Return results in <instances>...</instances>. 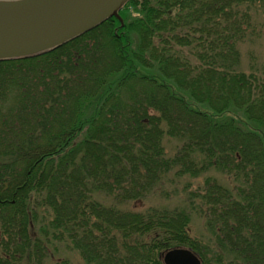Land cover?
<instances>
[{"label":"trees","instance_id":"trees-1","mask_svg":"<svg viewBox=\"0 0 264 264\" xmlns=\"http://www.w3.org/2000/svg\"><path fill=\"white\" fill-rule=\"evenodd\" d=\"M259 3L129 0L122 20L0 60V264H43L51 239L89 264H164L174 247L264 264V75L239 49ZM213 170L189 193L212 245L185 209L143 208L170 174Z\"/></svg>","mask_w":264,"mask_h":264},{"label":"water","instance_id":"water-1","mask_svg":"<svg viewBox=\"0 0 264 264\" xmlns=\"http://www.w3.org/2000/svg\"><path fill=\"white\" fill-rule=\"evenodd\" d=\"M129 0H0V60L55 49L95 28ZM165 264H202L191 249L163 255Z\"/></svg>","mask_w":264,"mask_h":264},{"label":"rangeland","instance_id":"rangeland-1","mask_svg":"<svg viewBox=\"0 0 264 264\" xmlns=\"http://www.w3.org/2000/svg\"><path fill=\"white\" fill-rule=\"evenodd\" d=\"M257 6L253 11L255 16L254 22L260 34L252 39L248 38L240 44V68L248 73L264 75V5L259 3ZM164 145L168 154H174L178 147H180L181 142L173 139L170 140L166 137ZM208 176L215 177V171L205 172L198 176L187 173L181 177H177L174 174H170L146 196L143 201V208L152 205L185 209L190 216L189 228L191 236L198 238L203 243H210L212 245L215 237L207 229L204 216L198 211L197 199L194 198L195 201L189 195L191 191L203 188ZM50 218L49 214L47 219ZM45 247V258L38 256L39 259L35 260L36 263L41 261L43 264H56L60 260L67 259L71 264H89L88 261L83 259L80 252L66 241L51 239Z\"/></svg>","mask_w":264,"mask_h":264}]
</instances>
